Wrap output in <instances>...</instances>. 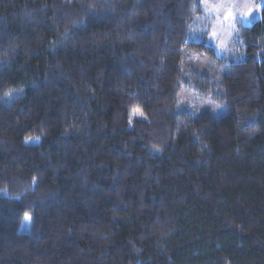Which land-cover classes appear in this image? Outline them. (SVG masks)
Returning a JSON list of instances; mask_svg holds the SVG:
<instances>
[{
	"label": "trees",
	"instance_id": "16d2710c",
	"mask_svg": "<svg viewBox=\"0 0 264 264\" xmlns=\"http://www.w3.org/2000/svg\"><path fill=\"white\" fill-rule=\"evenodd\" d=\"M210 24L0 0V264H264V9L236 59Z\"/></svg>",
	"mask_w": 264,
	"mask_h": 264
},
{
	"label": "rangeland",
	"instance_id": "374dc122",
	"mask_svg": "<svg viewBox=\"0 0 264 264\" xmlns=\"http://www.w3.org/2000/svg\"><path fill=\"white\" fill-rule=\"evenodd\" d=\"M262 0H201V8L202 10L210 16V35H209V43H211L215 51L218 55H225L229 59H236L237 57V49L238 48V32L237 27L239 24L242 25H250L256 18L260 17L261 9L257 7V5L261 4ZM235 5V4H250L252 6V11L249 12L248 9L241 8L239 11L242 12L247 19L241 23L239 20L236 21V30L230 31L228 25L232 22L223 21L222 16L226 14V12L222 9L221 11H212V9L220 8L221 5ZM233 15L237 14V10L235 7L232 9ZM215 33V35H213ZM237 44V45H236ZM139 116V115H138ZM30 141H35L34 139H30Z\"/></svg>",
	"mask_w": 264,
	"mask_h": 264
},
{
	"label": "snow or ice",
	"instance_id": "6c2138e0",
	"mask_svg": "<svg viewBox=\"0 0 264 264\" xmlns=\"http://www.w3.org/2000/svg\"><path fill=\"white\" fill-rule=\"evenodd\" d=\"M233 7H235V9L237 10V14L235 16L233 15V12L231 10ZM257 7L260 9H264V0H262L261 4L257 5ZM241 8L248 9L249 12L252 11V6L250 4H243V5L235 4L234 6L231 4L221 5L220 8L214 7L212 9V11H214V12L215 11H221L223 9L226 12V14L222 16V20L225 22L231 20L232 22L228 25L229 30L235 31L236 30V21L239 20L241 23H243L247 19V17L242 12L239 11ZM213 35H215V33H213ZM10 95H11V93L5 94L6 98L9 97ZM136 115L143 116L144 113L137 107V108H134L133 112H132V116H136ZM129 122L131 123V117H130ZM29 139L30 138H26L25 143L29 142ZM23 220L25 223H27L31 220V216L28 212H25Z\"/></svg>",
	"mask_w": 264,
	"mask_h": 264
}]
</instances>
